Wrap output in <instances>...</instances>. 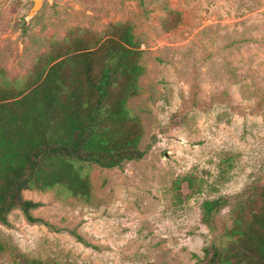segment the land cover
<instances>
[{"label": "rangeland", "instance_id": "obj_1", "mask_svg": "<svg viewBox=\"0 0 264 264\" xmlns=\"http://www.w3.org/2000/svg\"><path fill=\"white\" fill-rule=\"evenodd\" d=\"M33 5L0 0V68L10 78L27 76L70 28L133 25L144 73L129 108L147 153L90 167L87 201L25 190L41 220L15 208L0 222V264H200L217 235L203 201L264 185V0H46L30 17Z\"/></svg>", "mask_w": 264, "mask_h": 264}, {"label": "trees", "instance_id": "obj_2", "mask_svg": "<svg viewBox=\"0 0 264 264\" xmlns=\"http://www.w3.org/2000/svg\"><path fill=\"white\" fill-rule=\"evenodd\" d=\"M142 54L133 25L111 22L101 31L70 28L25 77L10 78L0 68L1 223L15 208L30 222L41 220L33 213L40 202L26 199L25 190L57 189L87 201L90 167H122L146 155L145 127L129 108L141 92ZM193 179L182 180L193 187ZM201 207L217 235L200 264H264V185L208 198Z\"/></svg>", "mask_w": 264, "mask_h": 264}, {"label": "water", "instance_id": "obj_3", "mask_svg": "<svg viewBox=\"0 0 264 264\" xmlns=\"http://www.w3.org/2000/svg\"><path fill=\"white\" fill-rule=\"evenodd\" d=\"M33 1H34V5L30 11V17H33L35 14L39 12V10L43 7L44 2L46 0H33Z\"/></svg>", "mask_w": 264, "mask_h": 264}]
</instances>
